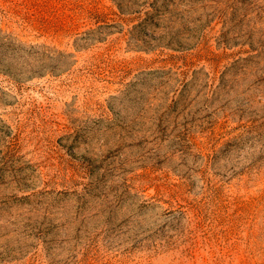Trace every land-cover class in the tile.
<instances>
[{
  "label": "rangeland",
  "instance_id": "obj_1",
  "mask_svg": "<svg viewBox=\"0 0 264 264\" xmlns=\"http://www.w3.org/2000/svg\"><path fill=\"white\" fill-rule=\"evenodd\" d=\"M0 264H264V0H0Z\"/></svg>",
  "mask_w": 264,
  "mask_h": 264
},
{
  "label": "trees",
  "instance_id": "obj_2",
  "mask_svg": "<svg viewBox=\"0 0 264 264\" xmlns=\"http://www.w3.org/2000/svg\"><path fill=\"white\" fill-rule=\"evenodd\" d=\"M153 8H154V7H153ZM165 9L167 10V8H165ZM154 10H155V11H158L157 8H154ZM179 46H180V45H179ZM181 46H182V45H181ZM182 47H183V46H182ZM175 102H177V99H176V101H174V103H175Z\"/></svg>",
  "mask_w": 264,
  "mask_h": 264
}]
</instances>
